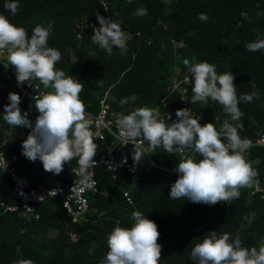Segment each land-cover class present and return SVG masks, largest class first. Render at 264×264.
Returning a JSON list of instances; mask_svg holds the SVG:
<instances>
[{"label":"trees","instance_id":"16d2710c","mask_svg":"<svg viewBox=\"0 0 264 264\" xmlns=\"http://www.w3.org/2000/svg\"><path fill=\"white\" fill-rule=\"evenodd\" d=\"M4 3L0 0V14L25 27L29 36L37 24L47 26L54 21L48 44L62 54L56 68L84 84L80 99L87 112L96 113L99 100L108 92L106 106L115 119L121 111L128 114V107L147 106L159 107L164 119L170 113L171 123L177 109L189 108L194 113L204 111L201 125L214 123L219 127L230 118L218 103L209 101L204 106L190 102L193 84L183 60L195 57L197 62L214 63L219 73L231 71L238 94L251 92L252 84H256L260 98L241 103L244 116L233 123L242 138L256 140L264 133V52H250L245 47L256 39L254 29L264 34V16L257 15L264 12V0H133L132 4L127 0H19L15 16L4 9ZM139 7H145L148 15L133 17ZM241 12L249 14L251 23L243 19ZM97 13L120 23L128 35L125 51L114 46L109 55L92 43L94 33L88 24L99 27ZM199 13H206L208 20H199ZM4 62L7 64V58ZM10 68L14 67L0 66V116L4 105L10 103L9 93L21 96V89L29 87L18 86ZM176 68L180 74L175 78L185 89L187 106L178 91L169 90ZM40 87L44 89L43 85ZM132 94L138 100L122 109L119 101ZM33 104L22 100L20 107L29 112L34 125L38 113ZM30 131L11 128L0 119V151L7 158L18 156L14 163L18 173L27 176L33 187L75 183L70 163L60 175H54L45 172L39 160L31 162L22 155V142ZM105 146L100 145L101 153ZM245 155L258 172L256 183L252 189L242 190L240 198L231 205L209 206L169 199L171 185L178 178L173 169L180 157L157 148L152 153L153 164L145 157L132 176L120 171L113 179L104 168H96L99 193L87 197L89 209L78 220L72 219L56 198L37 207L38 219L8 213L0 207V264H13L20 259L18 246L22 258L31 259L34 264H99L108 251V235L117 222L121 227H131L133 211H141L157 224L158 243L162 245L160 264H193L192 247L210 231L228 232L233 237L239 231L245 247L258 246L264 240V148L251 147ZM124 192L132 198V204L125 201ZM1 202L14 204L16 197L8 176L0 171ZM250 213H255V219L249 224L244 217ZM241 224L245 225L242 231ZM92 242L98 244L94 255L89 254Z\"/></svg>","mask_w":264,"mask_h":264},{"label":"clouds","instance_id":"9594fccd","mask_svg":"<svg viewBox=\"0 0 264 264\" xmlns=\"http://www.w3.org/2000/svg\"><path fill=\"white\" fill-rule=\"evenodd\" d=\"M132 4L133 0H127ZM4 9L15 16L19 10V0H5ZM133 17H145V7L137 8ZM264 16V12H258ZM244 20L251 23L247 12H241ZM99 27L88 24L93 29L91 41L109 55L116 46L119 51L127 49V33L120 23L97 13ZM198 19L208 20L206 13H199ZM54 21L47 26L37 24L29 36L28 30L10 21L0 14V53H5L7 66L15 69L18 86L35 87L43 85L46 90L32 97L34 109L38 113L35 124L29 119V112L22 111V98L10 92V103L4 105L0 119L11 128H28L31 131L22 142V155L31 162L39 160L47 173L60 175L64 166L73 159L77 160L78 180L81 190L96 191L97 181L92 171L97 161L98 144L91 131L92 119L86 111V105L80 99L84 84L76 77L56 68L61 61V52L49 47ZM256 39L245 45L250 52H264V34L253 30ZM184 66L191 74V104L199 102L207 106L209 101L218 103L225 116L222 124L201 125V117L189 108L177 109L176 119L169 123L171 114L164 119L159 107H128L127 113L116 114V125L121 135L133 145L134 165L141 164L146 156L157 148L169 156L181 154V159L173 171L177 179L171 185L169 199L188 200L192 203L231 205L239 199L244 189H252L258 172L252 167L245 153L252 147V141L241 137L238 122L244 116L239 107L241 103H252L260 98L255 83L248 93L237 92L235 76L231 71L219 73L214 63L197 62L185 58ZM38 83H34L37 82ZM102 83V80L99 81ZM138 100L136 94L122 98L121 108L133 105ZM216 116L215 120L219 121ZM148 147H143L144 142ZM147 153V155H146ZM200 157V158H198ZM2 206V205H0ZM131 227H121L119 222L107 237L108 251L99 264H160L162 245L158 243L160 233L157 224L141 211H133ZM250 224L255 213L244 217ZM245 228L241 224V231ZM98 247L96 242L89 246V254L94 255ZM20 259L13 264H34L31 259L22 258L19 246L16 249ZM193 264H264V240L258 246L245 247L238 231L232 234L210 231L196 243L190 253Z\"/></svg>","mask_w":264,"mask_h":264},{"label":"built area","instance_id":"2783aa9c","mask_svg":"<svg viewBox=\"0 0 264 264\" xmlns=\"http://www.w3.org/2000/svg\"><path fill=\"white\" fill-rule=\"evenodd\" d=\"M5 53H0V66L7 67L4 62L6 59ZM10 71L16 80L15 69L10 68ZM180 71L178 68L175 69L174 78L179 76ZM187 77H184V81L187 82ZM181 82H178L176 78L169 87L170 92L176 90L180 93V100L186 105L185 89L181 88ZM168 90V91H169ZM44 89L39 86L38 92L35 87H28L21 89L22 100L32 101V97L43 93ZM108 98V92L99 100V109L96 113L88 112L91 115L92 125L91 131H93L94 140L99 145L97 150V155L94 158L97 161L96 167L92 170L94 172L96 168H104L108 173H110L113 179L116 177L120 171H124L128 176L137 174L138 165H134L132 159L131 149L133 150V145L129 144L122 135L120 129L116 125V119L113 114H111L106 106V99ZM32 102L35 103V100ZM162 102V101H161ZM170 114V113H168ZM196 116L204 117V111H198L195 113ZM167 118V115H166ZM252 141V147L259 146L264 148V133L261 134L256 140ZM106 145L104 151L101 153L100 145ZM143 147L147 148L148 144L145 141ZM153 153V152H152ZM152 153L146 158L153 164L151 159ZM147 155V153H146ZM181 159V154H178ZM17 155H12L11 158H7L3 151H0V171L2 174L7 175L11 184L12 189L16 197V203L7 204L1 202L0 206L8 213H18L25 216H31L35 219L39 218L37 212V207L44 203L49 198H56L60 202L62 208L65 212L74 220L82 218L89 209V203L87 197L89 195L98 194V185H96V191L81 190L80 186L76 183L66 184L61 186H48L40 185L38 187H33L25 175H20L18 173L17 167L14 163L18 161ZM72 162H75L73 164ZM71 173L78 180L77 173V160L73 159L70 162ZM125 201L130 205L132 204V198L127 192L123 193Z\"/></svg>","mask_w":264,"mask_h":264},{"label":"rangeland","instance_id":"374dc122","mask_svg":"<svg viewBox=\"0 0 264 264\" xmlns=\"http://www.w3.org/2000/svg\"><path fill=\"white\" fill-rule=\"evenodd\" d=\"M167 2H169L170 0H166ZM128 36V35H127ZM179 47H181V45H179ZM178 46H177V48H179Z\"/></svg>","mask_w":264,"mask_h":264}]
</instances>
